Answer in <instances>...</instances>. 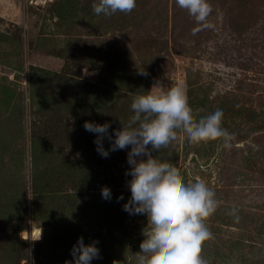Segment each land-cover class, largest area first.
Returning <instances> with one entry per match:
<instances>
[{
	"label": "rangeland",
	"instance_id": "rangeland-1",
	"mask_svg": "<svg viewBox=\"0 0 264 264\" xmlns=\"http://www.w3.org/2000/svg\"><path fill=\"white\" fill-rule=\"evenodd\" d=\"M94 2L0 0V264H75L81 236L98 241L91 264H135L147 216L123 210L130 146L104 158L84 124L110 122L114 134L157 81H183L194 118L220 108L234 134L226 149L180 131L152 152L216 193L203 258L264 264V0H210L207 27L176 0H136L111 17Z\"/></svg>",
	"mask_w": 264,
	"mask_h": 264
},
{
	"label": "clouds",
	"instance_id": "clouds-1",
	"mask_svg": "<svg viewBox=\"0 0 264 264\" xmlns=\"http://www.w3.org/2000/svg\"><path fill=\"white\" fill-rule=\"evenodd\" d=\"M176 5L187 10L198 26H208L213 12L210 0H176ZM91 7L95 15L111 17L117 12L131 13L136 0H98ZM138 74L148 75L143 68ZM130 107L133 114L127 120L119 118L121 127L114 134L109 132L110 122L86 121L84 128L96 134L94 143L104 158L110 151L130 146L127 154L130 168L125 176L131 177L126 181L131 197L123 210L130 215L147 216V225L142 229L145 239L140 251L133 254L135 264H207L202 252L204 243L213 238L206 221L220 206L216 193L203 180L186 182L178 167L153 156L152 152L169 147L180 131L193 145L222 139L224 147L230 149L234 134L222 126L224 112L217 108L195 119L183 81L169 88L157 81L146 93L134 96ZM105 138L111 142L110 149L104 147ZM101 194L106 200L112 198L108 186L102 188ZM117 199H123V195ZM236 213V209L231 210L238 219ZM41 236L42 232L38 238L31 239L39 240ZM97 243L85 244L83 236L78 238L71 249L75 264H91L93 259L101 258Z\"/></svg>",
	"mask_w": 264,
	"mask_h": 264
},
{
	"label": "built area",
	"instance_id": "built-area-1",
	"mask_svg": "<svg viewBox=\"0 0 264 264\" xmlns=\"http://www.w3.org/2000/svg\"><path fill=\"white\" fill-rule=\"evenodd\" d=\"M31 1H32V2L35 1L36 3H45L47 0H46V1H44V0H31Z\"/></svg>",
	"mask_w": 264,
	"mask_h": 264
},
{
	"label": "bare ground",
	"instance_id": "bare-ground-1",
	"mask_svg": "<svg viewBox=\"0 0 264 264\" xmlns=\"http://www.w3.org/2000/svg\"><path fill=\"white\" fill-rule=\"evenodd\" d=\"M38 231V230H37Z\"/></svg>",
	"mask_w": 264,
	"mask_h": 264
}]
</instances>
